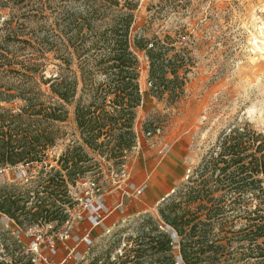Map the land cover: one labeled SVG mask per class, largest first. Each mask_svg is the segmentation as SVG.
<instances>
[{"label": "trees", "instance_id": "obj_1", "mask_svg": "<svg viewBox=\"0 0 264 264\" xmlns=\"http://www.w3.org/2000/svg\"><path fill=\"white\" fill-rule=\"evenodd\" d=\"M138 8L137 0H0V170L41 167L24 187L0 186V214L21 228L69 221L70 187L99 168L90 153L127 167L139 142L142 59L154 98L174 105L184 96L193 58L178 44L188 33L151 38L148 24L137 26ZM70 113L79 138L52 167L48 152L66 140ZM128 241L115 261V246L89 249V264H264V134L249 121L224 131Z\"/></svg>", "mask_w": 264, "mask_h": 264}, {"label": "rangeland", "instance_id": "obj_2", "mask_svg": "<svg viewBox=\"0 0 264 264\" xmlns=\"http://www.w3.org/2000/svg\"><path fill=\"white\" fill-rule=\"evenodd\" d=\"M137 1V26L148 24L151 38H163L179 31L188 33L178 44V47H188L193 58L184 96L174 105L154 98L148 82V66L142 59L139 82L143 102L135 121L140 146L129 156L126 170L128 174L131 172V177L122 176L125 165L119 168L114 162L90 153L99 162V168H94L82 183L70 187L77 205L70 210L69 221L63 226L52 230L41 225L21 228L0 214V263L21 264L23 256H33L28 247L30 230L43 231L49 240L56 242V253L47 246L42 247V255L48 258V262L42 264H89V249L100 254L110 245L115 246L111 250V261H115L117 255L131 248L128 238L136 235L142 219L147 215L158 218V207L162 201L149 211L123 219L117 216L116 223L113 218H108L97 228L98 233L91 234L85 242L83 238L91 226L88 217L98 216L105 206H111L110 210L118 205L123 209L135 206L136 199L130 197L126 187L135 170L145 166L143 171L150 172L147 165L150 159L154 157L159 162L164 153L182 146L186 158L182 167H177L178 174L184 178L177 185L180 187L214 149L220 135L237 122L249 121L264 134V0ZM69 109L72 113L73 108ZM71 113L62 126L67 133L66 140L59 141L48 152L52 167L56 166L53 160L65 152L70 141L79 138ZM155 127L162 129L160 136L149 138L144 135L146 129ZM40 170V166L25 165L19 171L11 169L0 173V186L17 184L24 187L28 181L37 179ZM88 181L97 184L92 197L89 195L93 202L89 209L85 194ZM62 235L67 236L65 245ZM117 239L120 241L114 243Z\"/></svg>", "mask_w": 264, "mask_h": 264}, {"label": "crops", "instance_id": "obj_3", "mask_svg": "<svg viewBox=\"0 0 264 264\" xmlns=\"http://www.w3.org/2000/svg\"><path fill=\"white\" fill-rule=\"evenodd\" d=\"M185 158L186 154L184 147L176 146L175 148L171 149L170 152L164 153L159 162H157L154 157L150 159L147 163L150 172L143 171L145 166L142 169L138 168L137 171L135 170L132 180L127 181L126 187L128 188L127 191H132L133 189L140 188L142 186L146 187L140 197L134 198L136 199L135 202L138 201L139 203L136 204L134 202L133 204H135V206L127 209H123V207L118 205L115 209L111 210V206L104 205L105 207L103 210H107L106 213H104L101 208L102 212L99 215H104L101 216L102 222L100 224H96L98 222L96 216L91 215L88 217L91 226L88 233L84 236L83 242L87 241L91 234L98 233L97 228L107 221L108 218H113L114 223H116L118 222V217L119 219H123L124 217H128L130 215L149 211L153 205L158 204L167 198L170 193L177 188L178 183L184 180L183 176L178 174L177 167H182ZM131 169L133 170L134 167ZM129 177H131V172H129ZM110 201H112L113 204V199ZM77 243L78 241L75 244L77 245Z\"/></svg>", "mask_w": 264, "mask_h": 264}, {"label": "built area", "instance_id": "obj_4", "mask_svg": "<svg viewBox=\"0 0 264 264\" xmlns=\"http://www.w3.org/2000/svg\"><path fill=\"white\" fill-rule=\"evenodd\" d=\"M162 133V129L161 128H157L154 132H149L147 134H144L146 137H158L160 136ZM140 146V138H139V142H138V147ZM137 147V148H138ZM29 165H26V167H28ZM21 168H25V166L21 165V166H18V167H13V168H9V169H3V170H0V173H3V172H7L8 170H11V169H15V170H20ZM127 167H125V169H123L122 171V176L124 178H128L129 177V174L127 173V170H126ZM83 181H78L77 183H82ZM97 188V184L96 182H92V181H88V191L85 192L87 198H86V207L89 209L90 207L93 206V202L91 201L89 195L92 197L93 193H94V190ZM145 186H142L140 188H136V189H133L132 191H128L130 194V197H133V198H137V197H140L144 190H145ZM69 195L71 196V198L75 201L74 197L72 196V192L71 190H69ZM81 201L83 200L80 199ZM77 202V201H75ZM69 214H71V211L69 210ZM97 219H98V222L96 224H100L102 222V217L101 215H98L96 216ZM68 222V221H67ZM42 228H46V229H55L56 227V224L54 223H50V224H44V225H41ZM28 237L31 239L28 247H29V250L30 252L32 253V262L34 264H42L43 262H48V258L44 257L42 255V247L43 246H47L49 249H51V251H53L54 253H56L57 251V246H56V242L54 241H51L47 238V234H45L43 231H32L30 230L29 233H28ZM65 238V239H64ZM62 241L64 242L65 240H67V236H63L61 237ZM66 244V241L64 242V245ZM37 255V257L35 256Z\"/></svg>", "mask_w": 264, "mask_h": 264}]
</instances>
